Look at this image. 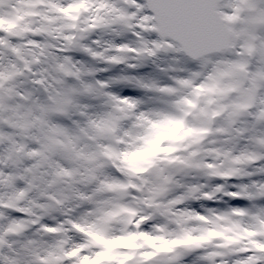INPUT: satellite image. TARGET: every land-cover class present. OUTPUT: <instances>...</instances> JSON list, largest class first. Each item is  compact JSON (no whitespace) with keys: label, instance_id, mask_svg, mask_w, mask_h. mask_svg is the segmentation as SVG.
<instances>
[{"label":"clouds","instance_id":"obj_1","mask_svg":"<svg viewBox=\"0 0 264 264\" xmlns=\"http://www.w3.org/2000/svg\"><path fill=\"white\" fill-rule=\"evenodd\" d=\"M138 3L139 0H121L117 3V9L123 10V24L126 25L123 29L117 26L116 32H122L119 39L109 34L111 30L103 27L91 30L93 26L89 24L81 25L75 34V42L69 39L71 33H64L61 40L53 37L51 32L41 34L40 39L48 40L67 51L55 53V61L48 62L51 75L40 87L29 86L31 95L25 92L24 96H19L22 89L10 91L7 83L9 76L20 78L23 74V79L27 80L26 70L29 67L39 70L45 61L34 63V51L18 48L20 40L15 36H4L6 41L15 46L10 49L5 44L3 47V54L12 59L14 66H4L0 80L6 83L0 95L6 104L20 106L19 111H5L4 117L11 121L13 128L18 129L21 136L27 135L34 125H42L45 120L61 126V130L53 134L55 143L33 144L29 141V147L41 153V158L47 153L49 159L55 156L62 164V167L53 169V187L46 189L56 199L39 203L47 205L55 221L62 220L60 213L70 207L74 209L70 218L77 223L83 222L82 217L88 223H93L98 217L119 212L109 225L110 230L106 232L105 238L126 239L135 235L137 239L133 243L140 245L135 250H115L134 257L125 264H242L243 261L251 259L253 254L264 255L241 251L246 245L251 247L255 242L264 241V236H246L242 231L225 232V237H233L234 242L229 243L226 238L208 235L210 231H222L221 226L225 223L249 222L248 214L255 213L257 208L264 209V195L260 194L264 193V147L242 144V148L250 147L252 152L234 151L229 154L224 151L243 140L239 130L244 122L254 124L253 116L264 112V77L249 76V72L255 71L256 65L248 60L247 47L239 43H226L189 61L174 45L166 43L162 34L153 31L158 28V21L145 22L142 19ZM4 7L10 9L9 4ZM260 7L264 8V5ZM34 11L59 16L54 5H40ZM111 11H101L99 17L111 19L108 16ZM91 16L93 12H85L82 19ZM112 16H115V12H112ZM259 36L260 39L254 42L257 48L264 46V30ZM82 37L86 39H81ZM97 37L126 45L123 50L106 52L109 57L121 58L124 61L122 68L134 69L148 65L153 69V76L143 80L146 88L142 90L141 99L113 95L108 86L112 85L113 80L109 79L106 84L100 83L96 77L84 75L87 71L84 65L77 66L67 59L81 51L78 46L80 44H86L98 52L99 49L92 43ZM35 38L37 37L32 35L24 37L28 41ZM20 56L24 57L25 62L20 61ZM91 61L100 65L99 60ZM222 62L239 65L236 73L241 84V91L232 93L225 101L227 109L223 115L206 124L204 130L199 131L195 137L183 139L184 133L181 132L180 143L172 140L161 142V148L176 150L149 157L146 165L148 170L145 172L137 174L131 171L127 163L128 157L137 151L149 150L152 146L147 140H154L158 132L152 125L160 124L166 116L182 118V112L173 102L185 96L194 98L196 87L213 83L208 78L217 77L219 70L225 67ZM246 62L251 64L248 72L244 70ZM104 66L116 67L112 63ZM260 67L264 71V64ZM91 68L103 72V68ZM66 73L79 76V79H67ZM195 73L199 75H194ZM49 79L51 83L48 82ZM179 80H188L191 83L185 87L177 83ZM165 88L176 89L181 94L170 95L162 91ZM10 95L15 97L11 101L8 99ZM232 101L236 103L232 104ZM84 103L91 107L83 110L76 106ZM129 104L133 106L129 107ZM216 107L213 105L214 109ZM57 109L63 114L58 115ZM59 120L62 122H58ZM260 120L261 127H264V119ZM188 122H191L190 118ZM221 125L227 131L230 141L228 144H224V138L216 132ZM29 153L31 152H21L16 158L32 157ZM222 158L224 167H220ZM65 169L68 175L63 174ZM227 174H241L246 177L240 179V186L235 192L243 190L256 197L249 201V206L245 209L247 214L244 216L234 215V208L206 206V202L224 200L235 193L228 188L229 180L224 178ZM33 175L23 173L24 183L17 182L16 187L27 188ZM64 185L70 186L67 198L62 193ZM17 199L20 197L14 196L9 203L14 204ZM123 209L129 211H122ZM222 217L227 219H221ZM55 221L46 219L43 223L56 227ZM68 227L65 225V228ZM253 230L264 231L258 226ZM33 233L38 234L36 239L42 237L49 243L60 239L57 235L41 230V227H36L20 237H10L15 247L3 246V255L0 256L2 264H80L85 256L94 257L107 251L86 234L70 230V243L41 253L34 244L27 242ZM141 234L151 237L157 246L168 247L170 250L156 253L155 247L147 244ZM189 237H202L205 242L193 244ZM174 241L186 243H173ZM75 245L82 247L75 257L68 256V252L76 250ZM147 253H154V258L148 261L141 259ZM40 255L44 256L42 261L39 259Z\"/></svg>","mask_w":264,"mask_h":264},{"label":"rangeland","instance_id":"obj_2","mask_svg":"<svg viewBox=\"0 0 264 264\" xmlns=\"http://www.w3.org/2000/svg\"><path fill=\"white\" fill-rule=\"evenodd\" d=\"M108 1L109 0H105L104 5H107ZM57 2L58 0H0V19L3 18L4 21L2 24L6 25L1 27L0 29H4L5 27H7V22H9L11 15H20L19 17L22 18V20L20 21V27L18 29L15 28L11 32V35L9 37L15 36V38L20 40L18 48H22L30 52L34 51L36 53L34 63L39 64L41 60L45 61L44 65L39 68V70H37L35 67H29L26 70L27 75H29L28 80L23 79V74H21L20 78L9 76L7 83L10 85V91L22 89L23 91H20L18 93V95L21 97L24 96L25 92H28L29 95H31L29 86L34 85L38 88L41 84L44 83L46 79L49 78L51 74L48 70V62H54L55 53L61 52V47H58L54 43H50L48 40H43L39 38L41 34H46L48 32L53 31L52 23L56 17H53L52 15H48L46 13H38L34 11L36 7L45 4L54 5L56 8ZM69 2L70 0L67 3L68 6L70 5ZM85 2L87 4L86 0ZM112 2L114 4L111 6V8H106V10H112L111 12H108V16L112 17L111 19H108L107 17H99V13L101 11L97 12L94 15L95 9H92V5L88 4L86 5L85 12H93V16L84 18L82 19V21H85L84 24L92 25L93 28L91 30H94L95 27H103L105 29H109L111 30L109 34L116 36L117 39H119L122 35V32L117 33L116 28L118 25L121 29L126 27V25L123 24L125 16L122 12V9H117L116 7L117 3L121 2V0H112ZM241 3L243 8L241 6ZM5 4H9L10 9H6L4 7ZM29 5H33V7L29 8ZM260 5H264V0H245L244 3L241 0H223L222 4L220 5V7H222L221 17L228 21V25L229 27H231L235 35H242L240 43H237L247 47L248 53L250 55L248 56V60L251 61L252 64L256 65L255 71L249 72V76L255 75L256 77H264V71H262L260 67V65L264 64V46H262L261 48H257L254 43L255 41L260 39L259 33L264 30V8H261ZM235 6L240 7V14L238 18L234 22H232L230 17L231 15H234L235 11L233 9ZM99 7L100 4L96 6V9H98ZM117 11H119L120 13H118ZM112 12H115V16H112ZM29 14L33 15L32 20L26 19ZM141 27H144V25L141 24ZM60 29L61 30L58 31V37L56 38L57 40L61 39L60 32H62V25ZM79 29L80 27L78 28V31ZM17 33H19L18 36L16 35ZM27 35H32L37 38L28 41L27 39H24V37ZM164 39L166 43H169L170 39L168 38V36L164 37ZM92 43L94 47L99 49L98 52H95V56H91L80 51L79 53H76L73 56V62L71 63L77 66L84 65V67L87 69L84 75L87 77H96L97 79H99L100 83L106 84L109 79L113 80L112 85H108L110 86L113 95L116 94L121 97L126 96L133 99H137V96L143 95L142 90H145L146 88V85L144 84L143 80L149 79L153 76V69H150V71L148 69H143V67L147 65H142V68L138 67L134 69H124L121 67L124 63L121 58L115 56L109 57L106 55V52L118 51V46H126L124 44H117L115 43V41L101 39L100 37L94 39ZM103 44L106 47L104 51L102 49ZM171 44L177 48L174 43ZM233 44H235V42ZM4 45L5 42L3 44H0V76L3 75L5 64H8L9 66H14L13 62H11L12 59L10 57H6L3 54ZM85 45L86 44H80L78 46L80 49H82L83 47H85ZM8 47L11 49L15 46L10 43L8 44ZM128 47L130 48V45H128ZM19 59L21 62H25L23 56H20ZM187 59L189 61L192 60L189 58ZM91 60H99L100 65H95ZM3 62L5 63L3 64ZM108 63H112L116 67L106 68L104 65ZM222 63L225 64V67L219 70L217 77L215 79L211 76L208 78L209 80L213 81V83L202 84L199 86L201 88L200 103L196 108L192 109L191 111L189 117L191 122L189 123L187 119V122L185 123L184 130L182 131L184 133L183 139L195 137V135L199 131L204 130V126L206 124H208L210 121H215L218 117L223 115V113L227 109L225 101L228 100L229 96L232 93L241 91V84L236 73V69L239 67V65L233 64L232 62ZM91 66L103 68V72L94 71ZM250 67L251 64H248L247 62L244 64V70L246 72H248ZM66 78L78 80L79 76H74L71 74L68 75ZM52 79H54V77H52ZM37 80H40L41 83L37 84ZM48 82L51 83V80L49 79ZM5 83V81L0 80V93L3 92ZM131 90H133V92L135 93H130ZM180 94L181 93L179 92V95ZM14 98L15 97L11 95L8 97L9 101ZM210 103L216 105L217 107L212 112L206 114L205 109ZM231 103L235 104L236 101H232ZM76 106L83 110H87L91 107V105L87 103L78 104ZM252 106L253 105H248V107ZM19 108V105H14L12 103L6 104L3 96L0 95V238L3 239V243H0V256L3 255L4 245H12L13 247H15V243L12 239H10V237H20L26 233H29L30 230L36 227H41V230H43L44 225H49L43 223L46 219L50 221H55V217L50 214L47 205L40 204L39 202L56 199V197L53 196L52 193L50 191H47L46 189L53 187V169H58L62 167V164L58 159L55 158V156L49 159L48 154L46 153L44 154L43 158H41V153H38L35 148L29 147V141H31V143L33 144L55 143L53 139V134L60 131L61 126L58 123H50L49 121L45 120L43 121L42 125H34L27 135L21 136L19 134V130L13 128L11 121H7L3 115L5 111H12L13 109L19 111ZM56 113L58 115L63 114L60 109H57ZM257 117L258 116H253V120L256 121V123L254 124L250 125L244 123L242 129L239 130L240 135L243 137V140L233 145L232 148L225 149V152L229 154L234 151H242L244 153L252 152V149L250 147L242 148V144H254L257 147H264V143H261V141H264V127H261V120ZM58 122H62V120H59ZM221 128L222 127L219 126L216 129L218 135ZM154 129L158 130V127ZM189 129H191V133L186 135ZM223 133L226 135L227 138L223 136ZM248 133H251V135H248ZM220 136L224 138V144H228L230 142L227 135V131H222V134H220ZM181 139L182 138L179 135L176 139H172V141L180 143ZM147 141H150V139H148ZM162 149L163 150L160 149L158 153H168L170 151L176 150L173 148ZM21 152H36L38 154L32 157H24L17 159L16 157L19 156ZM138 152L139 151L135 152L134 156L131 155L130 157H128V166L131 171H137V169H143V167H145V170L147 171V161L145 163H138L136 165L131 163V161L134 160V157ZM253 154L255 155V153ZM37 159H39L38 163L36 162ZM220 167H224L223 158L222 162L220 163ZM65 171H67V169H65ZM25 172L29 174H34L33 179L31 183L28 184L27 188H17V182L24 183V180L20 179V177L23 176V173ZM224 178L229 180V190L235 192L240 186V179H245L246 177L241 174H227ZM33 193H36V195L33 196ZM62 193L67 198V196L70 194V186L64 185ZM14 196H18L20 197V199H17L14 204L9 203V200ZM249 196H251L252 198L249 199ZM255 198L256 197H253L252 195L247 194L245 191L241 190L240 192L233 193L232 197L229 199L227 197L224 200L206 202V206L210 208L246 209L249 206V201ZM34 208H39L40 210L34 211ZM73 211L74 209L70 207L61 212L60 215L63 217V219L60 221H55L57 225L56 227H54L55 231L53 233H49L52 235L59 236V240L49 243L42 237L36 239L35 237H37L38 234L33 233V235L28 237L27 242L34 244L36 246V250L38 252L43 253L45 251L50 252L52 249L59 247L60 245L70 243V236L68 235L70 230L75 231L76 233L86 234L89 237L97 234L105 236V232H103V234L100 233L98 219L93 223H88L82 217L81 220L83 222L77 223L75 220L70 218L71 213ZM262 213H264V209L257 208L255 213L248 214V221L250 223L241 221L225 223L221 226L222 231L210 232L217 233L216 236H213L214 238H226L228 239V241H233V237H225V232L239 233L242 231L246 236H248L247 233L249 231H253L256 232V235H259V232L253 230L258 224V220L254 219V217H257ZM98 218L101 219L102 217ZM204 219L206 220L207 218ZM221 219L225 218L222 217ZM13 221H15L16 224L20 226L19 231H9V227L12 226ZM65 225H68L69 227L65 228ZM73 225H76L77 227L74 228ZM78 228H83L84 231L80 232ZM198 238L201 237L193 239L191 243L198 245L205 242L204 239ZM154 242L155 241H153V239L151 244L146 241V243L150 246L160 247V253H165L170 250V248L168 249V247L157 246L156 244H154ZM253 244L251 247L246 245L244 248L241 249V251L246 253H264L261 252L259 248H253ZM74 247L76 251L81 248L80 245H75ZM139 247L140 245L132 243L123 246L122 249L135 250ZM148 257V253L143 254L141 259L146 261ZM39 258L44 259V256L40 255ZM153 258L154 256L152 257V259ZM104 259L105 260L102 264H117V262H119V264H125L126 261L132 260L134 259V257L127 254L126 252L114 251ZM91 260L92 257H87L86 264H89ZM251 261L252 264H264V255L253 254L251 256ZM0 264H2V261H0Z\"/></svg>","mask_w":264,"mask_h":264},{"label":"snow or ice","instance_id":"obj_3","mask_svg":"<svg viewBox=\"0 0 264 264\" xmlns=\"http://www.w3.org/2000/svg\"><path fill=\"white\" fill-rule=\"evenodd\" d=\"M84 4L81 2V0H75V3L73 5L74 9H80L83 8ZM100 7L104 8L105 5L103 2L100 3ZM138 7L140 8V12H141V16L142 19L145 21L148 20H155L159 22V25L161 28L163 29H168L170 34L178 40H183L184 36L188 33L194 32L198 29L199 27V21L197 18V11H198V4L196 2V0H173V2L171 3H167L161 6H157L153 3L150 2V0H139L138 3ZM58 11H64L67 12L69 11L68 7L65 8H61L58 9ZM4 41L0 40V44H3ZM153 43H155V41H153ZM169 43H173L172 40L169 41ZM126 46H118V50H123ZM178 51H181V49L177 48ZM81 51L85 54L91 55V56H95V51L88 47L85 46L81 49ZM190 55L193 56V58H195V54L189 52ZM70 61V57L67 58ZM66 75H71V73H66ZM37 84H40L41 81L37 80L36 81ZM177 83H179L182 86H189L190 85V81L188 80H179L177 81ZM197 88V87H196ZM195 88V89H196ZM162 91L165 92H173L174 89L172 88H165L162 89ZM114 98V97H113ZM127 102V101H125ZM176 103L178 105H185L188 108H196L197 107V103L194 98H189V97H183L179 100L176 101ZM132 104H129V107H132ZM258 119H264V112H261L258 117ZM165 120H167V117H165ZM178 127L182 126V121H176ZM153 128H157L158 124H153L152 125ZM191 133V129H189V131L186 133L190 134ZM261 143H264V141H261ZM163 150V149H161ZM38 153L36 152H31L29 153L30 156H36ZM132 156L135 155V153L131 154ZM30 171V170H27ZM64 175H68V173L65 171L63 173ZM20 179H24L23 176L20 177ZM111 187V186H109ZM261 195H264V193H260ZM249 199H251L252 197L249 196ZM232 213L236 216H244L246 215V210L245 209H238V208H234L232 209ZM109 217L115 215V213H109L108 214ZM199 219H204L203 217H198ZM225 219H227V217H224ZM254 219L258 220V228L261 230H264V213L258 215L257 217H254ZM19 225L16 224L15 221H13L12 226L9 227V231H13V230H17L19 229ZM74 228H76V225H73ZM43 230L48 232V233H53L55 231V228L51 225H44L43 226ZM78 230L80 232H83L84 229L83 228H78ZM209 236H216L217 233L216 232H209L208 233ZM248 236H256V232L253 231H249L247 233ZM259 235L264 236V231H260ZM142 239H144L145 241H147L149 244L152 243V239L151 237H149L148 235L142 234L141 236ZM93 239L100 245H104L108 248H112L116 245L119 244H123L125 241L124 239L121 238H105L104 235L101 234H97L93 237ZM128 239H132L135 240L137 239V237L135 235L129 236ZM198 239H203L198 238ZM190 241H193V239L191 237H189ZM180 242H184V241H174L173 243H180ZM229 243H233L234 241H228ZM0 243H3V239L0 238ZM253 248H259L261 252H264V241H258L255 242L253 244ZM68 256L70 257H75L77 255V251L73 250L67 253ZM41 261L43 260L42 258H39ZM85 260H87V256H85ZM91 264H96V262L93 260L91 262ZM242 264H252L251 259L245 260L242 262Z\"/></svg>","mask_w":264,"mask_h":264},{"label":"water","instance_id":"obj_4","mask_svg":"<svg viewBox=\"0 0 264 264\" xmlns=\"http://www.w3.org/2000/svg\"><path fill=\"white\" fill-rule=\"evenodd\" d=\"M150 2L157 6L171 3V1L167 0H150ZM221 2L222 0H212L210 2V5L208 6L198 4L197 18L199 21V27L196 31L186 34L183 40L175 39L170 34L169 30L161 28L159 23L158 28L154 29V31H158V33L162 34L163 37L168 36L174 43L179 46L181 52L191 57L193 56L190 55L189 52L194 53L195 57H198L202 56L205 53H210L220 48L221 46H224L226 43L231 45L232 32L226 27L225 21L221 19L219 14V5L221 4ZM201 21L206 22V24H203ZM213 24L216 26H221L222 32L218 33L216 26H213ZM208 27H212L214 31L212 32L211 37L206 39V30L207 32L210 31V29H207ZM217 38L221 40V42H223L224 40L225 41L220 44L210 45L211 48L204 50L206 42H208L209 44L213 39Z\"/></svg>","mask_w":264,"mask_h":264},{"label":"bare ground","instance_id":"obj_5","mask_svg":"<svg viewBox=\"0 0 264 264\" xmlns=\"http://www.w3.org/2000/svg\"><path fill=\"white\" fill-rule=\"evenodd\" d=\"M88 2H89V4H91L92 5V9H95V11H94V15L96 14V12H98L99 10H101V11H105L106 10V8L107 7H110L111 8V6L114 4L113 2H112V0H109L108 1V4L107 5H105L106 7H104V8H101V7H99L98 9H96V6L97 5H99L101 2H102V0H87ZM167 1H171V2H173V0H167ZM212 0H196V2H197V4H201V5H204V6H208V5H210V2H211ZM223 1V0H222ZM243 3L245 2V0H241ZM103 3H104V1H103ZM65 7H67V5H66V0H58V2H57V4H56V8H55V10L59 13V16H53V17H56L54 20H53V23H52V25H53V31L51 32V34H52V36L53 37H55V38H57L58 37V34H59V32L58 31H60L61 29V25H62V23H63V21H64V19H65V15H66V12H64V11H58V9H61V8H65ZM87 12H89V11H87ZM118 13H120L119 11H117ZM122 12H123V10H122ZM219 13H220V15H221V13H222V7H220L219 8ZM242 13H243V11H242ZM242 13H241V15H242ZM84 22L85 21H83V22H81V23H78V21H76L75 22V32L77 33L78 32V28H77V26L78 27H81V25L82 24H84ZM202 22V21H201ZM88 23V22H87ZM203 24H206V22H202ZM226 23H228V22H226ZM213 26H216V25H214L213 24ZM229 27V26H228ZM216 28H217V32L218 33H221L222 32V27L221 26H216ZM230 28V27H229ZM207 29H210V31L209 32H207V30H206V32H205V36H206V39H208L209 37H211V34H212V32L214 31V29L212 28V27H208ZM211 29H212V31H211ZM231 29V28H230ZM232 31V30H231ZM233 32V31H232ZM64 33H66L65 31H63V32H60V37H61V39H62V36H63V34ZM233 36H234V38H233V43L235 42V43H237V42H239L240 43V40H241V38H242V35H235L234 33H233ZM0 38L2 39V35L0 34ZM86 39V37H82V39ZM60 39V40H61ZM225 41V40H224ZM223 41V42H224ZM223 42H221V40H219L218 38L217 39H213L209 44H208V42H206V44H205V48H204V50H207V49H209V48H211V46L210 45H215V44H220V43H223ZM86 46V45H85ZM102 49H103V51L106 49V47H105V45L103 44L102 45ZM204 50H202V51H204ZM202 51H200V52H202ZM12 62V61H11ZM5 62H3V64H4ZM140 68H142V66H140ZM143 69H148L149 71H150V69L152 70V68L150 67L149 68V66H147V67H145V68H143ZM120 86V85H119ZM118 88H120V87H118ZM133 92V90H131V92L130 93H132ZM135 92H133V94H134ZM142 96L143 95H140V96H137V99H141L142 98ZM128 98H130V97H128ZM206 110V114H208L209 112H212L213 110H214V108H213V104H209L208 105V107L205 109ZM244 123H246V124H248L247 122H244ZM255 123H256V121H255ZM259 123V122H258ZM221 129H220V131H219V135L220 134H222V131L223 132H225L226 131V129L221 125ZM228 135V134H227ZM223 136L225 137V138H227L226 137V135L223 133ZM132 163H133V161H131ZM134 164H137V162L136 161H134ZM229 198H231V197H228V199ZM226 199V198H225ZM196 207H198L199 205H195ZM194 206V207H195ZM113 221V220H112ZM111 222V221H110ZM69 235V234H68Z\"/></svg>","mask_w":264,"mask_h":264}]
</instances>
